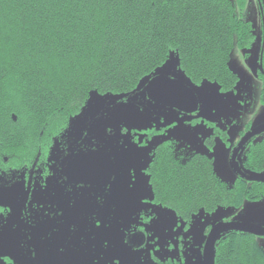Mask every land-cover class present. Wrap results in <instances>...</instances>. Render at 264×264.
Instances as JSON below:
<instances>
[{
    "label": "snow or ice",
    "instance_id": "6c2138e0",
    "mask_svg": "<svg viewBox=\"0 0 264 264\" xmlns=\"http://www.w3.org/2000/svg\"><path fill=\"white\" fill-rule=\"evenodd\" d=\"M10 2L0 0V65L17 47L5 35L2 16ZM119 2L142 11L145 5L151 10L170 4V0ZM203 2L183 0L186 10ZM212 2L228 5L238 14L235 5L242 3L246 8L249 0ZM27 3L33 7L55 6L61 0ZM191 30L189 22L165 14L115 32L108 55L97 63L88 81L78 82L74 106L66 113L68 119L59 121L58 135L67 150L56 153L57 171L42 180L24 183L23 178L19 182L11 179L16 171L0 167V264H18L20 251L30 253L32 262L39 260L37 245L29 243L33 234L20 229L18 223L11 224V231L19 230L22 238L12 247L4 242L6 226L13 216L30 229L54 221L57 226L42 240L59 235L61 227L74 236L83 222L90 239L102 249L91 264H167L170 254L176 253L179 259L186 258V252L191 264H222L219 249L225 237L221 234L230 229H242L249 234V241L264 248V196L241 197L236 203L221 205L219 197L189 189L178 169L155 163L146 142L150 135L147 130L153 125L169 127L181 148L187 143L196 151L208 153L214 171L229 184L235 180L238 162L223 145L214 150L201 148L197 133L204 132V125L215 127L207 121L229 108L237 99L229 94L233 89L242 90L248 76L240 64L229 65L240 80L225 90L218 80L209 81L211 71L200 75L192 70L183 59L192 48L188 38ZM212 69L228 71L218 61ZM7 159L8 155H0V164ZM57 185L62 189L59 197ZM72 216L78 219L70 221ZM210 241L216 244L211 253L205 247ZM80 242L86 243L83 236ZM182 242H187V248ZM96 247L94 243L93 250ZM56 251L65 256L69 249L60 246Z\"/></svg>",
    "mask_w": 264,
    "mask_h": 264
},
{
    "label": "trees",
    "instance_id": "16d2710c",
    "mask_svg": "<svg viewBox=\"0 0 264 264\" xmlns=\"http://www.w3.org/2000/svg\"><path fill=\"white\" fill-rule=\"evenodd\" d=\"M165 14L192 25L188 37L192 48L183 57L189 67L200 75L211 71L209 81L218 80L225 90L233 88L238 78L229 67L231 53L235 45L241 48L251 44L253 28L228 5L204 0L186 10L183 0H170L169 5L158 9L149 10L145 5L142 11L119 0H61L55 6L39 7L27 0L6 4L2 10L5 35L17 46L13 56L0 65V155H8L6 166L30 165L38 155L51 151L60 139L59 121L67 120L66 113L74 106L78 82L88 81L97 63L108 55L115 32ZM217 61L227 67V73L212 69ZM154 156L155 163L165 169H178L189 189L219 197L221 205L236 203L241 197L264 196V183L238 179L229 186L216 175L207 156L196 153L183 164L175 142L160 144ZM246 162L249 173L264 174V136L254 140ZM2 166L6 167L4 163ZM248 235H222V264H264V248L249 241Z\"/></svg>",
    "mask_w": 264,
    "mask_h": 264
},
{
    "label": "rangeland",
    "instance_id": "374dc122",
    "mask_svg": "<svg viewBox=\"0 0 264 264\" xmlns=\"http://www.w3.org/2000/svg\"><path fill=\"white\" fill-rule=\"evenodd\" d=\"M259 1L261 0H249L248 7L246 8L242 6L240 7V5H235L236 12L238 13V15H240L244 20L252 23L254 28L255 40L253 46L246 50H242L235 45L231 53L229 65L230 67H237L240 64L242 67H244L246 75L248 76V80L245 82L242 90L233 89L231 94H229L234 97H237V99L232 101L229 108L223 110L219 114H216L217 118L215 120L207 121V124H214L215 127H208L207 125H204V132L197 133V139L202 142L200 145L201 148H208L214 150L216 148H220L221 145H223L224 148L229 151V155L231 158L235 150V146L237 145V142L241 138V134L247 130V127L249 125H251V133L254 132V130L257 128L264 127V105L261 103L262 80L260 79L259 73L255 68V65L258 64L262 58H264L263 23H262L261 8ZM262 2L264 3V0H262ZM237 77L240 80V77L238 75ZM93 95H95V93H93ZM183 115L184 114L181 113V116ZM174 123L176 122L174 121ZM178 126L179 125L177 124V127ZM147 131L150 135L148 136L146 142L151 147L153 154L156 148L160 144L164 143L165 141H173L177 143V146L180 150L185 149L184 150L185 155L197 153L200 155L209 156L208 153L204 151H196L195 148H192L187 143H185L184 146L181 148L180 146L181 142L177 140L175 136L171 135L173 129L169 127L157 128L155 125H153L152 129H148ZM205 132L210 133V135H205L204 134ZM225 135H228L227 142L224 139ZM59 141H60V148H57V141H56L50 151V155H51L50 161H52L54 164H55L54 159L56 158V153L59 151L67 150V145L62 140L59 139ZM38 156L31 163L38 162L37 160ZM239 161L243 169L244 158L241 157ZM14 167H15L14 169L20 168V167L16 168V166ZM216 175L224 182H226L229 186H233L236 183L237 179L239 178V175L235 172V180L232 184H229L217 173ZM65 199H67V197H65ZM201 214L204 215L203 210L201 211ZM69 219L70 221L76 220L78 219V217L72 216ZM15 222L21 223L22 221H19L17 217L15 219ZM52 227H55L54 223L50 225V231ZM81 236L84 237L86 243L81 244L80 242ZM4 241L6 243L16 242V238H14L13 233L6 234ZM65 243L67 244V247L71 246V244L78 247L77 248L78 251L74 256L71 255L70 253L67 254V259H69L68 261L70 264H74L76 262L73 259H78L80 262H82V264H91L93 257L98 255L99 252L102 250L99 248L98 242L92 241L90 239L89 234L86 231V225L83 222H81L80 232L77 233L76 235L73 236L70 233H68L67 230H61L59 235L54 234L53 238L51 240H48L47 242L50 249V253H55L56 257L60 256L57 254L56 249L60 246L65 247L66 246ZM94 243L97 244L95 250H93L92 248V245ZM182 243L186 244L187 242H182ZM8 246L12 247L13 245L9 244ZM185 247L187 248V244L185 245ZM176 251L177 249L174 248L173 252ZM18 255L19 257L23 256L24 258H27V256L23 251H20ZM157 255H159V253ZM170 255L172 256L168 257L167 261L177 260V261H182L185 264H191L190 259L186 260L188 256L187 252L185 253L186 258L178 259L176 253H172ZM55 259H53V261ZM101 264H104V262L101 261Z\"/></svg>",
    "mask_w": 264,
    "mask_h": 264
},
{
    "label": "flooded vegetation",
    "instance_id": "af4514ba",
    "mask_svg": "<svg viewBox=\"0 0 264 264\" xmlns=\"http://www.w3.org/2000/svg\"><path fill=\"white\" fill-rule=\"evenodd\" d=\"M260 2V8H261V17H262V23H263V41H264V9H263V4H262V1H259ZM241 7V5H240ZM249 22V21H248ZM251 26L253 28V25L251 23ZM253 38H252V42L250 45L248 46H244V47H241L240 49L242 50H246V49H249L253 46V43H254V40H255V35H254V28H253ZM263 52H264V45H263ZM255 68L256 70L258 71L259 73V77L260 79L262 80V88H261V103L264 105V102H262V94H263V91H264V58H262L260 60V62L258 64L255 65ZM238 78V77H237ZM239 80V79H238ZM251 133V125H249L247 127V130L245 132H243L241 134V138L240 140L237 142V145L235 146V150L233 152V155H232V158L233 156L235 155V152L238 150L240 144L243 142V140L249 136ZM264 134L262 135H259V136H253L249 141H247V143L245 144L244 148L242 151H240L239 155L237 156L236 158V162H238L241 170H242V174L246 175V176H249V173L248 172V167L245 163H247V156H249V152L254 149V140L260 138V137H263ZM224 139L226 140V142L228 141V135H225L224 136ZM173 144L174 142L171 141ZM176 146H177V143H176ZM178 148V146H177ZM178 150L180 151L181 153V161L182 163L186 164L189 162L190 158L192 155L196 154V153H192L190 155L184 153V150L185 149H179ZM200 155V154H199ZM203 156H206V155H203ZM50 150L49 152H47V154H45L44 156L43 155H39L37 160L38 162H34V163H31L30 165H25L23 167H20V168H17V169H14L15 167L14 166H6L7 165V162L8 160L6 161L5 166L6 167H3V168H10V170H14L16 171V176L14 177H11V179L13 181H16V182H19L21 180V178H23V182L24 183H28L29 179H36V180H42L46 174H51V172H56L57 169L56 167L54 166V163L52 161H50ZM209 157V156H207ZM243 157L244 158V171L240 165V158ZM247 168V169H246ZM238 174V173H237ZM239 175V174H238ZM238 179H244L246 180L247 182L249 183H256V182H250L248 181L245 177H243L242 175H239V178ZM237 179V180H238ZM53 184V181L52 179L50 178L49 180V185L50 187L52 186ZM56 191H57V194H58V197L60 195V193L62 192V189H60V187L57 185L56 186ZM55 199V198H54ZM18 216H13V218H9V223L8 225L6 226V234H12L13 232L11 231V224L12 223H16L15 222V219L17 218ZM14 221V222H13ZM55 222L54 221H49L45 224H40L37 226V228L35 229H30L28 225L24 224L23 222L21 223H18L19 226H20V229H26V230H29L31 231V233L33 234V240L29 243H35L38 247V255H39V260L38 262H32L28 259L30 253H25V255L27 256V258H24L23 256L22 257H19L18 259V264H70L69 263V259H67V255L65 256H58L56 257L55 256V253H50V249H49V246L47 244L48 240H42L41 238L42 237H46L47 236V233L50 231V225ZM57 225L55 224V227ZM61 230H66V228L64 227H61ZM11 232V233H10ZM240 233V232H239ZM14 235V238H16V241L20 238H22V233L18 230L17 232L13 233ZM5 242V241H4ZM6 243V242H5ZM16 242H8L7 244L9 245H13L15 244ZM66 244V243H65ZM66 248L69 249V252L71 255H75L76 252L78 251L77 250V246H74L71 244V246L67 247V244L65 246ZM56 258V259H55ZM53 259H55L53 261ZM75 260L76 262L74 264H82V262H80L78 259H73ZM56 261V262H55ZM167 262H172V263H177V264H185L184 262L182 261H177V260H168ZM164 263V262H161V264Z\"/></svg>",
    "mask_w": 264,
    "mask_h": 264
},
{
    "label": "water",
    "instance_id": "95a60500",
    "mask_svg": "<svg viewBox=\"0 0 264 264\" xmlns=\"http://www.w3.org/2000/svg\"><path fill=\"white\" fill-rule=\"evenodd\" d=\"M181 113L184 114L183 110H181ZM13 120L16 121V117L13 116ZM264 134V127H260L254 130V132H252V134H250L249 136H247L243 142L240 144L238 150L235 152V155L233 156V160L236 161L237 156L239 155L240 151L243 150L245 144L247 143V141H249L253 136H259ZM58 141V140H56ZM236 173H238L239 175H242L243 177H245L248 181L250 182H256V183H264V174H249V176H246L244 174H242V170L239 166V164L237 163V170L235 171ZM230 232H240V233H245L248 234L246 232H244L242 229H230L227 233ZM227 233H222L221 235L227 234ZM205 247L208 249V252L211 253L213 250L216 249V244L214 242H209L205 245ZM210 264V262H209Z\"/></svg>",
    "mask_w": 264,
    "mask_h": 264
}]
</instances>
